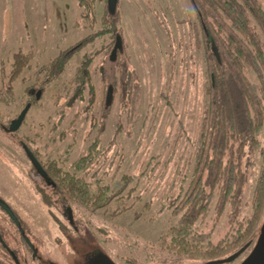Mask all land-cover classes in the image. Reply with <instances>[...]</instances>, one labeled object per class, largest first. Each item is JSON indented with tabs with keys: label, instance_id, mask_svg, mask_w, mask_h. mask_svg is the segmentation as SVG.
I'll list each match as a JSON object with an SVG mask.
<instances>
[{
	"label": "rangeland",
	"instance_id": "1",
	"mask_svg": "<svg viewBox=\"0 0 264 264\" xmlns=\"http://www.w3.org/2000/svg\"><path fill=\"white\" fill-rule=\"evenodd\" d=\"M89 1L81 5L79 0H0V200L40 240L25 227L40 258L54 264H70L74 259L86 264L89 251L102 253L115 264L212 262L176 260L160 246V238L176 225L181 211L173 212L194 174L208 103L206 54L213 52L209 43L213 19L203 20V31L189 0H117L115 31L86 44L55 80L45 82L44 72H39L42 65L101 30L103 14V19H109L103 9L106 0H93V8ZM258 2L264 10V0ZM250 25L264 48L260 29L252 20ZM16 52L31 53L32 58L14 78L10 70ZM85 60L88 80L75 82ZM246 72L256 83L255 73ZM33 88L35 92L29 95ZM27 104L32 105L20 127L9 132L11 122ZM96 136L97 158L84 161V170H77L76 175L84 177L91 188L98 181L114 191L123 176L130 180L120 193L121 200L95 211L63 200L48 187L21 145L37 150L43 164L54 161L62 171L72 172ZM257 139L264 144V126ZM243 154L240 165L245 180L232 197L234 207L228 202L218 215L221 198L217 190L206 217L196 222L197 231L208 234L211 242L224 239L229 232L232 211L239 218L251 214L261 158L248 147ZM67 207L70 225L63 214ZM263 219L264 213L256 236L225 264L245 259ZM11 228L0 209L4 244L23 249L13 239ZM69 242L79 246L78 253ZM2 258L0 252V262L12 264ZM29 258L28 264H38Z\"/></svg>",
	"mask_w": 264,
	"mask_h": 264
},
{
	"label": "trees",
	"instance_id": "2",
	"mask_svg": "<svg viewBox=\"0 0 264 264\" xmlns=\"http://www.w3.org/2000/svg\"><path fill=\"white\" fill-rule=\"evenodd\" d=\"M79 1L81 5L86 4L84 0ZM189 1L199 18L202 30L203 20L207 17L213 19L209 25V43L213 52L206 54L208 103L194 174L191 175L182 201L173 212L176 214L181 211L177 223L161 236L160 246L176 260L213 261L225 259L244 248V244L256 236L264 213V144L257 139L264 126V48L250 25L252 20L264 38V10L258 0ZM89 2L93 8L94 1ZM116 2L111 8L109 0H106V7L103 9L109 19H103L104 14L101 16L100 22L104 25L101 30L59 51L41 66L39 72H44L45 82L55 80L69 59L86 44L104 33L115 31L112 26L117 19ZM115 50L116 47L113 52ZM31 58V53L16 52L11 63L12 77L17 78V74L28 65ZM86 67L85 60L76 71L75 82H82L86 78L88 80ZM246 69L255 73L256 83L249 80ZM40 88L42 91L43 87ZM34 92V88L29 89L28 94L33 95ZM92 142L85 157L79 158L73 164L72 172L62 171L54 161L43 164L37 156V150L21 144H24L39 162L47 185L54 189L56 194L61 195L63 200H70L95 211L105 208L112 201L121 200L120 193L130 178L123 176L119 188L114 191L98 181H95V186L91 188L84 177L76 175L77 170H84V161L94 160L98 156V136ZM245 147H248L250 153H258L261 158L250 203L251 214L246 218H239L238 212L232 211L229 223L233 225L229 232L224 235V239L211 242L208 234L197 231L196 222L206 217L211 198L217 190L221 198L218 215L222 214L228 202L234 207L232 197L235 192L241 191L245 180L240 165Z\"/></svg>",
	"mask_w": 264,
	"mask_h": 264
},
{
	"label": "flooded vegetation",
	"instance_id": "3",
	"mask_svg": "<svg viewBox=\"0 0 264 264\" xmlns=\"http://www.w3.org/2000/svg\"><path fill=\"white\" fill-rule=\"evenodd\" d=\"M21 145L24 146V150H25V148H27L24 144H21ZM29 161H30V159H29ZM30 163H31V161H30ZM33 168H34L35 172L40 176L41 180L47 185V181L44 178L45 175L41 176L38 173V171L35 169L34 166H33ZM47 186L50 187L49 185H47ZM1 203L5 205V203L0 200L1 211L4 212L6 217L9 219L10 225L13 226V229L11 228V234L14 237L13 239L18 241L23 246V249H21L20 247H16V248L11 247L10 248L8 245L4 244L2 235L0 234V252L3 254L2 261H4V258L6 257V258H8L9 262L12 264H28V257L30 256L29 260L32 263L37 262L38 264H54L51 261L50 262L44 261L40 258V256L38 255V249H37L36 245L33 244L28 239V235H27L26 230L28 232H30L31 235L34 236L36 238V241H38L39 243H41L40 240L35 236V233L32 232V230L27 226L25 221L21 218L23 223L25 224V227H26V230H25V227H23L21 220L17 216V213L15 211H13L11 208L7 207L11 211L13 217L9 216L7 214V212L2 208ZM45 204H49V203H45ZM69 212H70V208L67 207V208H65L63 214H64V216H66V219L68 220V223L70 225V224H72V220H71L72 217L69 214ZM74 230H76V227H74ZM14 244H15V246L18 245L15 241H14ZM69 244H70V247H72V249L78 253L79 246H77L73 242H69ZM20 254L22 255V257H18V256H20ZM95 255H96L95 251H89L87 254V257L85 259V263L90 264L91 260L93 259V257ZM0 264H3V263L0 262ZM70 264H79L78 259L71 260Z\"/></svg>",
	"mask_w": 264,
	"mask_h": 264
},
{
	"label": "water",
	"instance_id": "4",
	"mask_svg": "<svg viewBox=\"0 0 264 264\" xmlns=\"http://www.w3.org/2000/svg\"><path fill=\"white\" fill-rule=\"evenodd\" d=\"M115 2H116V0H109L111 8H113ZM40 93H41V91H38L36 93L35 97L37 99L39 98ZM28 109H29V105H27L20 112L19 116L14 121L11 122L9 129H8L9 132H14L20 127L21 123L23 122V120L25 118V115H26ZM25 152H26L28 158L30 159L32 165L38 171V173L41 176H44V171L42 170V168H41L39 162L36 160V158L30 153V151L27 148H25ZM1 206L7 212V214L9 216L13 217L11 211L7 208L6 205L1 203ZM261 223L262 224L259 227V232H258L259 235H258L255 243L253 244V248L248 253V255L245 257V259L239 264H264V219ZM244 249L245 248L239 250L238 252H236V254L228 256L225 259L213 260L212 262H208V264H225V263L231 262ZM95 253H96V255L93 257L90 264H115L109 258L104 256L102 253H99L98 251H95Z\"/></svg>",
	"mask_w": 264,
	"mask_h": 264
}]
</instances>
